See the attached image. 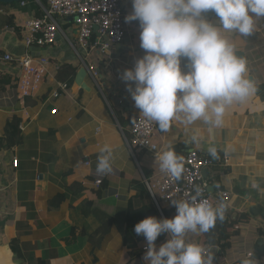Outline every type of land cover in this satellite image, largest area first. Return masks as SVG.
I'll return each mask as SVG.
<instances>
[{
    "label": "crops",
    "instance_id": "crops-1",
    "mask_svg": "<svg viewBox=\"0 0 264 264\" xmlns=\"http://www.w3.org/2000/svg\"><path fill=\"white\" fill-rule=\"evenodd\" d=\"M125 9L131 14L132 2ZM34 10L33 4L22 7L0 3V79L18 74L3 56L19 58L27 51L8 26L10 18L21 26L23 21L35 18ZM205 17L218 24L214 12L209 11ZM59 24L62 31L53 46L30 50L34 57L50 61L49 76L32 98L36 105L26 106L15 87L3 89L0 85V138L10 118L18 115L22 140L10 151L0 148V264H132L141 250H128L123 244L128 201L133 195L132 181H144L146 177L121 131L130 138L132 124L127 120L134 114L141 115L121 74L145 55L140 47L139 21L125 19L126 39L109 53L93 52L87 57L101 73V90L90 76L86 80L89 90L76 83L70 90L60 88L54 77L57 70L65 63L79 61L68 40L76 36L73 21L61 20ZM262 25L264 18L256 22V26ZM224 34L237 54L246 58V75L257 91L246 102L228 107L222 127L209 130L202 120L185 127L174 120L169 131L157 129V142L181 156L191 150L209 156L215 163L203 174L210 184L209 193H231L225 219L218 220L230 240L225 247L212 246L214 264H241L244 259L264 264V219L249 214L252 206L264 211V29L248 37ZM187 63L181 58L184 72L188 71ZM194 135L200 137L199 146L192 143ZM105 144L113 148V171L102 176L96 166ZM209 146L217 148L218 159L209 155ZM144 162L153 168L154 176V162L147 157ZM101 177L103 184L98 189L94 181ZM76 184L82 192L76 193ZM60 194L66 197L60 210L49 211V202ZM84 202L92 204L86 212ZM110 220V233L101 247L94 249L89 238ZM202 234L189 233L188 240L198 243ZM12 240H17L16 251ZM164 243L157 244V250ZM141 256L145 263L143 252Z\"/></svg>",
    "mask_w": 264,
    "mask_h": 264
},
{
    "label": "clouds",
    "instance_id": "clouds-1",
    "mask_svg": "<svg viewBox=\"0 0 264 264\" xmlns=\"http://www.w3.org/2000/svg\"><path fill=\"white\" fill-rule=\"evenodd\" d=\"M209 11L215 13L218 24L205 17ZM261 18L264 0H132V12L125 19L139 21L145 55L121 79L141 115L163 132L170 130L174 120L185 127L198 120L209 130L222 127L228 107L246 102L257 91L246 75V58L237 54L224 33L248 37ZM181 58L188 62L187 72L181 69ZM191 139L199 146L200 137ZM207 151L219 158L215 146ZM112 158L113 148L105 144L97 158L98 175L112 173ZM182 161L171 147L156 154L161 170L174 180L182 176ZM202 194L203 189L196 186L190 199H172L174 218L150 216L135 225L136 235H143L147 242L145 264H214L212 249L189 241L188 234L210 232L218 220L225 219L229 201L213 206ZM162 234L169 239L157 250L155 242ZM241 264L254 261L244 259Z\"/></svg>",
    "mask_w": 264,
    "mask_h": 264
},
{
    "label": "built area",
    "instance_id": "built-area-1",
    "mask_svg": "<svg viewBox=\"0 0 264 264\" xmlns=\"http://www.w3.org/2000/svg\"><path fill=\"white\" fill-rule=\"evenodd\" d=\"M132 0H47L46 6L40 4L43 14L41 18H34L22 22L21 27L27 30L24 39L26 52L23 56L15 58L11 54L3 56V61L12 63L18 72V82L15 87L17 97L26 100L34 98L46 78L49 76L50 61L46 57H34L30 52L33 48H47L53 46L59 36L61 20L72 19L76 27V36L69 40V46L77 55L80 67H84L88 76L101 90L99 78L101 73L95 66L87 61L93 52L109 53L113 46L121 44L127 37L125 7ZM26 6L25 2L20 4ZM264 25L258 27L252 35L262 32ZM14 31V29H12ZM29 50V51H28ZM62 90L67 87L59 83ZM121 128V127H120ZM125 143L137 162L136 151L156 165V174L151 178H144L145 185L152 201L159 212L164 207L173 206L172 199H190L196 186L203 189L202 198L207 199L213 206L221 202L227 204L231 193L219 190L215 195L209 193L210 184L203 176V170L215 165L207 155L191 150L183 157L184 171L179 180H174L171 175L162 171L156 162L157 152L164 151L157 142V125L154 121L138 115L131 127V137L127 138L121 128ZM15 167L18 161L14 160ZM102 177L96 178L94 186L100 188ZM174 207V206H173ZM206 248L209 244H202ZM146 253V247L143 248Z\"/></svg>",
    "mask_w": 264,
    "mask_h": 264
},
{
    "label": "trees",
    "instance_id": "trees-1",
    "mask_svg": "<svg viewBox=\"0 0 264 264\" xmlns=\"http://www.w3.org/2000/svg\"><path fill=\"white\" fill-rule=\"evenodd\" d=\"M40 4L46 6L47 0H39ZM26 4H33L35 6V18H41L43 14V10L41 7L37 4L36 0H29L25 2ZM3 5V4H2ZM18 4L13 5H7V6H16ZM20 5V4H19ZM126 8V7H125ZM126 11V9H125ZM12 17L10 18L11 23L8 24L10 28L14 29L15 35L18 40L23 41L26 37L27 30L24 27L17 26V24L12 21ZM134 22V21H133ZM71 26V23H69ZM80 65L79 63L69 62L63 64L55 73V79L58 83L63 84L67 87L68 90H70L73 85L75 84L76 76L78 74ZM10 78V80H9ZM18 82V77L16 75H10L6 77H2L0 79V85L3 89L13 88L16 87ZM36 105V101L32 98L26 99V106H34ZM138 115L134 114L130 116V118L127 120V122H133L135 121L136 117ZM19 124H20V118L18 115H14L10 118V120L7 123V127L5 129L4 135L0 138V148L4 149L5 151H10L11 149H14L15 147L19 146L22 143L21 137H20V130H19ZM157 129H159L157 125ZM160 130V129H159ZM178 155L180 153L177 152ZM181 156V155H180ZM144 155L138 153L136 151V158L141 163L142 171L147 179H151L153 177V168H149L148 164H145L144 162ZM103 184V181H102ZM102 185L100 186V188ZM76 193L82 192L83 188L76 184ZM131 189L133 191V195L130 197L128 201V213L126 216V229L123 237V244L124 247L128 250H135V249H142L143 245H146L147 242L143 235H136L134 231V227L137 223L142 221L143 219L155 216L158 219L163 218H174V216L177 214L176 208L173 206L170 207H164L162 209V213L159 212V210L154 205L152 198L150 196V193L147 190V187L142 179H136L133 180L131 183ZM65 195L60 194L57 195L53 200L49 202V211L52 212H58L60 210L61 205L65 202ZM85 205V212L90 210L92 207V204L90 202H84ZM246 217V216H242ZM247 221V218H245ZM234 221H231V226L233 225ZM112 227V221H107L103 226H101L96 233L89 238L91 244H93L94 249H99L101 247V244L104 240V238L110 233ZM222 226L217 221L215 227L210 230L208 233H203L202 236L199 238V244H209L213 247H225L229 244L230 237L226 233V229L221 228ZM169 239V236L167 234H162L159 236L156 240V245L160 243L167 242ZM17 240H12L11 246L13 248V251L16 248ZM16 251V250H15ZM145 254V253H143ZM141 254L136 256L132 264H145L141 261ZM264 257V256H263ZM215 258V257H214Z\"/></svg>",
    "mask_w": 264,
    "mask_h": 264
},
{
    "label": "water",
    "instance_id": "water-1",
    "mask_svg": "<svg viewBox=\"0 0 264 264\" xmlns=\"http://www.w3.org/2000/svg\"><path fill=\"white\" fill-rule=\"evenodd\" d=\"M29 0H0V3L3 5H13V4H19L22 2H26ZM72 21V20H71ZM88 77V72L84 67L79 68L78 74L76 76V80L75 83L77 86H79L81 89L84 90H89V87L86 83ZM203 174H207V170H203ZM259 208H257V206H252L249 208V214L253 217V218H263L264 219V211L259 212Z\"/></svg>",
    "mask_w": 264,
    "mask_h": 264
},
{
    "label": "rangeland",
    "instance_id": "rangeland-1",
    "mask_svg": "<svg viewBox=\"0 0 264 264\" xmlns=\"http://www.w3.org/2000/svg\"><path fill=\"white\" fill-rule=\"evenodd\" d=\"M129 4V3H128ZM75 30H76V27H75ZM76 31H74V33H75ZM144 247H146V245L145 246H142V249H141V251L143 252V248ZM143 253H145V252H143Z\"/></svg>",
    "mask_w": 264,
    "mask_h": 264
}]
</instances>
